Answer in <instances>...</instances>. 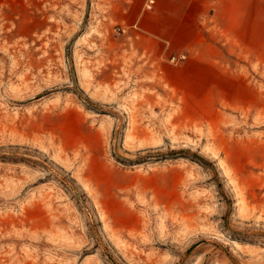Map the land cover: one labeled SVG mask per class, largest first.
Segmentation results:
<instances>
[{
    "label": "rangeland",
    "instance_id": "374dc122",
    "mask_svg": "<svg viewBox=\"0 0 264 264\" xmlns=\"http://www.w3.org/2000/svg\"><path fill=\"white\" fill-rule=\"evenodd\" d=\"M111 1L0 0V264H264V55L182 84Z\"/></svg>",
    "mask_w": 264,
    "mask_h": 264
},
{
    "label": "crops",
    "instance_id": "0c3cea01",
    "mask_svg": "<svg viewBox=\"0 0 264 264\" xmlns=\"http://www.w3.org/2000/svg\"><path fill=\"white\" fill-rule=\"evenodd\" d=\"M108 7L132 58L184 57L172 66L182 84L194 83L201 69L222 75L219 59L264 55V0H112Z\"/></svg>",
    "mask_w": 264,
    "mask_h": 264
},
{
    "label": "built area",
    "instance_id": "2783aa9c",
    "mask_svg": "<svg viewBox=\"0 0 264 264\" xmlns=\"http://www.w3.org/2000/svg\"><path fill=\"white\" fill-rule=\"evenodd\" d=\"M152 3H153V2L150 1L149 5H151ZM182 60H184V57H181V58H178V59L171 58V59H170V62H171L172 64H177L178 62H180V61H182Z\"/></svg>",
    "mask_w": 264,
    "mask_h": 264
}]
</instances>
